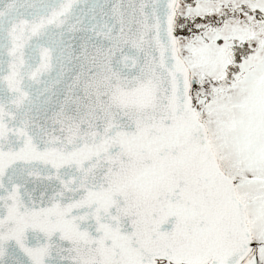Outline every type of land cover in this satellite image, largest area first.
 <instances>
[{
	"label": "snow or ice",
	"instance_id": "obj_1",
	"mask_svg": "<svg viewBox=\"0 0 264 264\" xmlns=\"http://www.w3.org/2000/svg\"><path fill=\"white\" fill-rule=\"evenodd\" d=\"M0 264H264V0H0Z\"/></svg>",
	"mask_w": 264,
	"mask_h": 264
}]
</instances>
